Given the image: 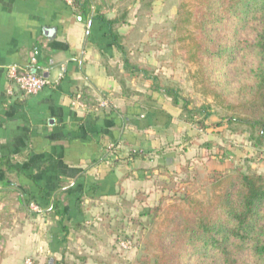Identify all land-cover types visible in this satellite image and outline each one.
<instances>
[{
    "label": "crops",
    "instance_id": "0c3cea01",
    "mask_svg": "<svg viewBox=\"0 0 264 264\" xmlns=\"http://www.w3.org/2000/svg\"><path fill=\"white\" fill-rule=\"evenodd\" d=\"M96 16L90 8L81 20L65 0H0V264L67 257L68 242L105 216L159 205L167 189L158 184L201 151L199 132L171 98L150 80L147 90L135 87L138 73L120 63ZM14 65L51 84L35 96L10 95ZM77 95L84 108L72 105ZM209 164L223 173L231 161Z\"/></svg>",
    "mask_w": 264,
    "mask_h": 264
},
{
    "label": "trees",
    "instance_id": "16d2710c",
    "mask_svg": "<svg viewBox=\"0 0 264 264\" xmlns=\"http://www.w3.org/2000/svg\"><path fill=\"white\" fill-rule=\"evenodd\" d=\"M139 1L150 13L156 0ZM74 4L79 18L86 20L90 2L74 0ZM95 19L126 54L125 37L118 29L128 24L127 13L115 19L98 14ZM173 30L180 56L198 68L203 95L227 112L222 123L232 134L248 133L254 146L263 148L264 0H182ZM125 64L131 73L146 77L142 68L128 60ZM150 81L154 92L171 98L182 110L185 122L200 123L199 129L207 130L210 114L195 122L188 104H180L176 89L158 78ZM210 185L212 197L207 203L187 195V208L172 206L166 212L135 264H264V175L236 169L217 174ZM54 213L63 217L57 204ZM161 213L159 205L146 215L156 220ZM61 225L68 234L62 221Z\"/></svg>",
    "mask_w": 264,
    "mask_h": 264
},
{
    "label": "rangeland",
    "instance_id": "374dc122",
    "mask_svg": "<svg viewBox=\"0 0 264 264\" xmlns=\"http://www.w3.org/2000/svg\"><path fill=\"white\" fill-rule=\"evenodd\" d=\"M87 1L90 2L91 15L127 13L128 24L122 29V34L125 35L126 54L120 53L119 60L120 63L128 60L131 66L147 72L146 77L138 73L132 80L136 88L147 90L150 86L147 80L158 78L162 81L161 84L177 90L180 104H188L194 113L195 122L203 121L206 114L211 115L205 124L208 126V132L214 135L211 136L207 130L199 129L200 123L193 126L201 136V151H197L191 160L180 166L177 176L173 175L171 181H166L167 184L162 182L158 184L160 189L167 191L163 192L166 195L161 197L159 203L162 205L163 213L156 220L146 213L151 208L159 206L154 204L160 199L142 209L136 207L129 212H114L107 217L103 214L105 218L98 227L90 225L85 228V235L77 237L76 241L68 242L67 247L70 249L67 250V257H59V260L55 257L46 259V264H50L51 260L52 264H135L146 241L155 234L159 222L172 206L187 208L184 203L187 195L206 203L211 199L210 182L221 173L211 169L210 161L226 156L231 165L225 172L240 169L244 173L264 175V147L256 148L248 133L243 135L230 133L227 125L222 123V117L227 112L218 107L212 97L203 95L196 77L197 66L190 62L186 63L180 56L173 27L178 5L182 0H156L150 13L141 7L139 0ZM209 139L213 140L212 144L216 147H206ZM3 216L5 217L1 221L9 220L8 210L7 215ZM7 226L6 223L2 227ZM4 241L0 237V251ZM125 241L132 243L131 249L122 248L120 244ZM2 252L0 259L3 256Z\"/></svg>",
    "mask_w": 264,
    "mask_h": 264
},
{
    "label": "built area",
    "instance_id": "2783aa9c",
    "mask_svg": "<svg viewBox=\"0 0 264 264\" xmlns=\"http://www.w3.org/2000/svg\"><path fill=\"white\" fill-rule=\"evenodd\" d=\"M65 1L71 6L75 5L74 0ZM7 79L9 81L8 93L10 95H13L15 91H19L24 96H35L51 84L43 75L15 65L7 68ZM72 105L76 108H84L86 106L82 101L81 95L75 97ZM34 210L38 211V208L35 207ZM120 245L125 250L132 248L130 241L122 242ZM26 264H32L31 260H27Z\"/></svg>",
    "mask_w": 264,
    "mask_h": 264
},
{
    "label": "water",
    "instance_id": "95a60500",
    "mask_svg": "<svg viewBox=\"0 0 264 264\" xmlns=\"http://www.w3.org/2000/svg\"><path fill=\"white\" fill-rule=\"evenodd\" d=\"M52 263H53V260L50 261V264H52Z\"/></svg>",
    "mask_w": 264,
    "mask_h": 264
}]
</instances>
